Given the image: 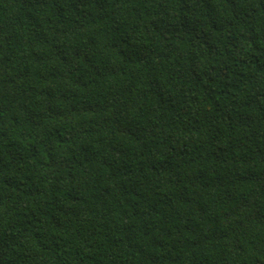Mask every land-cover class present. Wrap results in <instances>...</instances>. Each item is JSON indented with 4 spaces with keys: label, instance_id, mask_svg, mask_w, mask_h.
Returning a JSON list of instances; mask_svg holds the SVG:
<instances>
[{
    "label": "trees",
    "instance_id": "16d2710c",
    "mask_svg": "<svg viewBox=\"0 0 264 264\" xmlns=\"http://www.w3.org/2000/svg\"><path fill=\"white\" fill-rule=\"evenodd\" d=\"M0 264H264V0H0Z\"/></svg>",
    "mask_w": 264,
    "mask_h": 264
}]
</instances>
